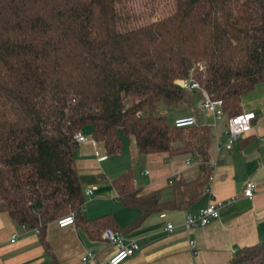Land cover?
I'll return each instance as SVG.
<instances>
[{
	"label": "trees",
	"instance_id": "obj_1",
	"mask_svg": "<svg viewBox=\"0 0 264 264\" xmlns=\"http://www.w3.org/2000/svg\"><path fill=\"white\" fill-rule=\"evenodd\" d=\"M118 1L0 0V212L37 230L46 251L47 224L64 216L90 236L116 232L110 217L82 215L75 133L89 129L106 156L126 141L139 158L165 153L197 164L187 191L168 203L139 195L129 170L112 180L121 205L140 212L134 229L151 214L186 211L209 179L210 129H176L154 115L159 104L192 107L194 93L174 82L203 63L193 78L227 118L264 82V0H172L167 16L125 31ZM229 264H264V242Z\"/></svg>",
	"mask_w": 264,
	"mask_h": 264
},
{
	"label": "crops",
	"instance_id": "obj_2",
	"mask_svg": "<svg viewBox=\"0 0 264 264\" xmlns=\"http://www.w3.org/2000/svg\"><path fill=\"white\" fill-rule=\"evenodd\" d=\"M198 98L194 93L193 109L175 117L192 115L197 125L210 129L209 179L186 211L163 210L130 229L140 212L121 205L111 182L129 170L139 195L157 193L161 202L168 203L185 193L198 173L190 157L163 153L139 158L131 149L127 158L120 153L106 156L99 143L77 144L74 166L84 196L83 217H110L116 232L138 246V251L120 264H229L238 250L264 242V82L240 98L239 112H251L255 119L249 133L230 149L223 146L228 118L223 115L213 119L200 111ZM86 131L82 134L89 136L90 131ZM245 182L255 186L250 200L241 196ZM208 184L216 201L234 202L217 220L187 232L182 225L184 216L209 204L205 193ZM87 190L90 194L86 196ZM166 224L172 226L171 231L164 230ZM44 240L48 251L32 230L22 229L0 212V264H76L86 251L95 253L88 264H106L115 253L100 235L90 236L77 224L59 228L53 221L45 228ZM189 242H193L192 248Z\"/></svg>",
	"mask_w": 264,
	"mask_h": 264
},
{
	"label": "built area",
	"instance_id": "obj_3",
	"mask_svg": "<svg viewBox=\"0 0 264 264\" xmlns=\"http://www.w3.org/2000/svg\"><path fill=\"white\" fill-rule=\"evenodd\" d=\"M205 69V65L201 62L196 63L188 73L186 79L177 80L174 84L183 91L189 93H196L199 96L198 109L202 112L207 113L213 119H218L223 116L222 102L221 100L211 98L193 78L195 73H202ZM255 119L254 114L251 112H240L227 120L226 128L224 131L223 146L226 149H230L234 143L240 138L247 135L251 130L252 121ZM196 118L192 115L178 117L172 121V126L176 129L187 128L196 126ZM73 141L76 144L89 143L94 145V141L89 137L81 133H75L73 135ZM103 158H99L101 160ZM188 160L186 164H188ZM210 181V180H209ZM255 186L252 182H245L241 196L245 199H251L253 197ZM205 193L210 198V202L203 208H200L195 213L186 214L183 219V228L185 231H190L195 228H203L209 225L212 221L217 220L220 214L225 211L234 202V199H228L225 201H216L214 195L211 193L210 185L208 184ZM90 190L85 192V195H89ZM163 217V216H160ZM56 224L59 228H63L73 224L72 215L64 216L56 220ZM22 229H26L22 227ZM172 226L166 224L164 230L171 231ZM34 234H37V230H32ZM101 239L115 248L114 255L107 261L106 264H120L124 260L132 257L137 251L138 246L133 241H127L124 237L110 229H105L101 235ZM13 237L10 242H12ZM193 242H189V248L193 247ZM95 258V253L91 251L84 252L76 264H88Z\"/></svg>",
	"mask_w": 264,
	"mask_h": 264
},
{
	"label": "rangeland",
	"instance_id": "obj_4",
	"mask_svg": "<svg viewBox=\"0 0 264 264\" xmlns=\"http://www.w3.org/2000/svg\"><path fill=\"white\" fill-rule=\"evenodd\" d=\"M172 6V0H120L115 7L119 17L118 30H130L153 22L163 16L165 17L171 13ZM191 109H193V105L191 107L190 105L182 104L178 108L172 109L159 104L154 111V115L164 116L168 123H172L176 115L183 114ZM86 130L89 129H84L83 133H86ZM130 149L133 150L126 141H123L120 154L127 158L126 153ZM120 160L121 163L122 159ZM104 164L108 165L110 163L105 162Z\"/></svg>",
	"mask_w": 264,
	"mask_h": 264
}]
</instances>
